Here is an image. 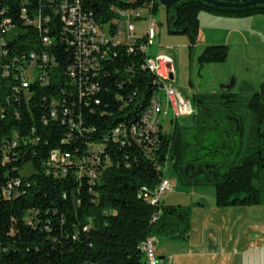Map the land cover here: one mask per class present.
Instances as JSON below:
<instances>
[{
	"label": "trees",
	"instance_id": "16d2710c",
	"mask_svg": "<svg viewBox=\"0 0 264 264\" xmlns=\"http://www.w3.org/2000/svg\"><path fill=\"white\" fill-rule=\"evenodd\" d=\"M61 1L0 0V10H6L5 16L15 26L6 35L12 54L45 49L50 57L44 84L32 81L31 99L26 101L19 92L20 103L10 105L7 116L0 118V264H145L143 247L151 235L186 242L191 206L164 201L155 206L144 201V186L156 187L172 158L179 169L191 160L216 165L215 175L209 170L204 174L206 182L215 187L218 207L264 204V84L244 100L241 94L223 90L213 96H196L192 100L194 124L179 127L176 121L172 131L161 130L154 157H144L121 141L101 146L111 142L115 127L140 119L159 77L142 68V63L149 66L144 51L134 52L133 44L124 43L115 48V56L102 62L99 89L79 97L67 71L74 63V53L56 10ZM80 2L83 12L99 24L112 22L119 8L136 9L143 3ZM159 5L156 1L154 13ZM23 7L30 16L42 17L41 28L26 23ZM167 11L170 31L189 33L194 46L201 12L247 17L264 14V5L225 8L183 0ZM117 32L113 30V37ZM46 35L50 39L47 46L42 40ZM228 57L227 45H210L199 62H223ZM12 84L17 81L0 78V104L6 97H17ZM14 108L21 110L19 117ZM213 109L218 111L213 113ZM71 119L81 121L83 130L71 127ZM196 138L202 149H208L203 157L201 148L193 144ZM7 139H17V147L1 146ZM52 152L58 156L70 153L71 159L52 161ZM97 155L100 161L93 163ZM6 156L9 159L3 163ZM16 180L20 183L12 195L6 194L8 183Z\"/></svg>",
	"mask_w": 264,
	"mask_h": 264
},
{
	"label": "built area",
	"instance_id": "2783aa9c",
	"mask_svg": "<svg viewBox=\"0 0 264 264\" xmlns=\"http://www.w3.org/2000/svg\"><path fill=\"white\" fill-rule=\"evenodd\" d=\"M128 2H136L137 0H126ZM143 3L136 9L119 8L117 16L110 23L99 24L93 18L83 12L80 0H62L56 8L57 13L61 14L64 22L65 32L70 39V45L74 53V63L67 71L72 81L78 87L79 97L86 92H94L99 89L100 82L97 76L101 70L102 62L116 55L115 48L120 45L124 46V42H131L134 46V52L143 53L149 50L154 43L155 38L160 33V26L155 17V2L158 0H140ZM53 3V0H49ZM159 2V1H158ZM141 9H146L149 14L142 16ZM6 10H0V78L17 81L12 84V90L17 97H6L3 104H0V118L4 119L9 111V106L20 103L21 97L19 92H23L24 99L30 100V88L32 81L39 80L44 84L46 80V70L49 65V53L42 49L38 52L32 51L28 54H12V49L8 46L7 34L14 29L12 19L5 16ZM21 15L27 24L36 23L38 27H42V17H33L28 14L27 8L23 7ZM145 19L147 26L142 33L139 32L137 22ZM45 21H50V16L45 17ZM117 21H124V28H117ZM141 29V28H140ZM113 30H121V37H113ZM44 45L50 44V39L46 35L42 38ZM148 71H158L159 79L154 81V89L147 108L143 111L137 122L126 125H119L111 132V142H103L101 146L113 143L114 141L124 142V145L133 146L144 157H154V147L159 140V123H163L170 111L173 115L171 122L174 127V117L176 115H186L194 113L193 103L185 97L183 93L176 87V67L173 58L166 52H160L150 59V66H143ZM14 79V80H12ZM160 79H168L169 91H160ZM15 100V102H14ZM17 117L20 116L21 110L14 108ZM65 113H69V108L64 109ZM55 112L52 111V116ZM77 118L81 120L82 114H78ZM71 127L77 128L78 131L83 130L82 122L71 119L69 122ZM172 127V129H173ZM34 130V128H33ZM17 139H7L1 146L11 145L17 147ZM101 146L99 152L101 153ZM97 148V150H98ZM98 154V151H97ZM9 158H3V163ZM66 162L71 159L70 153L58 156L56 152H52L51 160ZM100 158L93 157L92 162H99ZM51 162L48 163L50 165ZM91 176L96 178L95 172H91ZM17 180L8 183L5 193L12 195L14 186L19 184ZM144 201L151 205L160 206L164 196L174 189L171 179L167 178V182L158 183L154 188L144 186ZM161 210L158 211L157 215ZM158 237L152 236L149 247H143L145 252V264H159L157 243Z\"/></svg>",
	"mask_w": 264,
	"mask_h": 264
},
{
	"label": "crops",
	"instance_id": "0c3cea01",
	"mask_svg": "<svg viewBox=\"0 0 264 264\" xmlns=\"http://www.w3.org/2000/svg\"><path fill=\"white\" fill-rule=\"evenodd\" d=\"M199 22L196 48L203 52L210 45H227L229 56L241 53V68L260 73L264 84V14L201 12ZM195 202L188 240L160 239L159 264H264V204L218 207L216 200L210 205Z\"/></svg>",
	"mask_w": 264,
	"mask_h": 264
},
{
	"label": "rangeland",
	"instance_id": "374dc122",
	"mask_svg": "<svg viewBox=\"0 0 264 264\" xmlns=\"http://www.w3.org/2000/svg\"><path fill=\"white\" fill-rule=\"evenodd\" d=\"M139 12L142 16L149 14L146 9H141ZM155 17L160 26V33L155 38L154 43L149 47L148 55L152 58L160 52H166L173 58L176 67L175 85L185 97L192 101L196 96L202 94L213 96L221 91L222 86L230 84L233 79H237V83L232 89V92L245 96L240 97L242 100L250 98L255 92L261 90L263 84L260 73L255 74L257 71L253 69L246 70L241 68V60L238 62L242 56L241 53H231L228 59L223 62L201 64L199 62V56L202 53L201 47L196 48L195 45L192 46L193 41L190 34L173 33L170 31L167 8L159 5L155 12ZM137 25L139 32L142 33L144 31L143 29L147 26V22L143 18L137 22ZM260 70L264 72V69ZM242 110L243 112L246 111L244 107ZM172 118L173 115L170 111L169 115L163 119L162 125L164 127V133L172 131ZM174 120V126L177 121L179 127H188L194 124L196 118L194 113H191L176 115ZM196 130L197 127L193 133ZM198 142L199 139L196 138L193 144L195 147L201 148L202 146L198 145ZM205 142L203 141V145L208 146ZM207 152V148H201L199 152L200 157H203ZM216 158L218 162L222 161L221 157ZM185 166L183 169L177 168L176 159L173 158L167 162L164 177L171 179L174 184V189L164 196L163 201L170 205L180 204L191 206L192 210L196 203L195 201L200 200L207 205H210L211 202L213 203L215 200V188L211 183L206 182L207 176L204 173H199L192 178L191 175L186 173Z\"/></svg>",
	"mask_w": 264,
	"mask_h": 264
},
{
	"label": "water",
	"instance_id": "95a60500",
	"mask_svg": "<svg viewBox=\"0 0 264 264\" xmlns=\"http://www.w3.org/2000/svg\"><path fill=\"white\" fill-rule=\"evenodd\" d=\"M160 5L166 7V8H171L173 7L176 3L181 2L183 0H158ZM207 4L210 5H214L217 7H234V8H238V7H248V6H252V5H259V4H263L264 5V0H247V1H231V0H201ZM174 19V16H171V20ZM174 32V31H173ZM183 32V31H181ZM236 85V79H233V81L228 84V85H224L222 86L221 90L223 91H232V89L235 87ZM195 166L194 164L192 166L190 165H186L185 166V171L188 175H190L191 173V177L194 178L197 174L199 173H205L207 170H210V172H213L215 175V169H216V165L215 164H205V165H200L199 169L197 171L194 172Z\"/></svg>",
	"mask_w": 264,
	"mask_h": 264
},
{
	"label": "bare ground",
	"instance_id": "6f19581e",
	"mask_svg": "<svg viewBox=\"0 0 264 264\" xmlns=\"http://www.w3.org/2000/svg\"><path fill=\"white\" fill-rule=\"evenodd\" d=\"M118 24H119V28H124V22L123 21H119ZM114 37H121V30H118L117 35L114 36ZM124 43L131 44V42H124ZM144 52L148 56L147 57L148 58V65L150 66V59H152V58L148 55L149 50H145ZM154 72L159 77V72L158 71H154ZM160 91H169L168 79H160ZM162 128H163L162 123H159V132L161 130H163ZM165 182H167V178L163 177V179L161 180L160 183H165ZM144 197H145V193H144ZM150 239H152V235L146 239V241L144 243L145 244L144 247H149Z\"/></svg>",
	"mask_w": 264,
	"mask_h": 264
},
{
	"label": "flooded vegetation",
	"instance_id": "af4514ba",
	"mask_svg": "<svg viewBox=\"0 0 264 264\" xmlns=\"http://www.w3.org/2000/svg\"><path fill=\"white\" fill-rule=\"evenodd\" d=\"M194 106V105H193ZM194 110H196L195 109V107H194ZM215 110V111H214ZM218 110L217 109H213V113H216ZM211 112V111H210ZM211 112V113H212ZM194 113H195V111H194ZM201 163V162H200ZM194 164V166H195V169H194V172L195 171H197V168L200 166V164H199V161L198 160H195V161H193V160H191V161H189L188 163H186L185 165H190V166H192ZM205 164H211L212 165V163H202L201 165H205ZM210 171V170H209ZM191 173H192V171L190 172V175H191ZM213 173V172H212Z\"/></svg>",
	"mask_w": 264,
	"mask_h": 264
}]
</instances>
